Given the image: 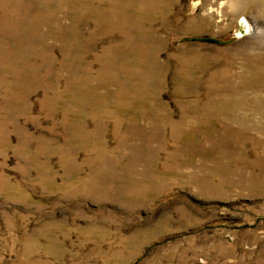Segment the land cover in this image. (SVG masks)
I'll return each mask as SVG.
<instances>
[{
	"label": "rangeland",
	"instance_id": "374dc122",
	"mask_svg": "<svg viewBox=\"0 0 264 264\" xmlns=\"http://www.w3.org/2000/svg\"><path fill=\"white\" fill-rule=\"evenodd\" d=\"M0 264H264V0H0Z\"/></svg>",
	"mask_w": 264,
	"mask_h": 264
}]
</instances>
